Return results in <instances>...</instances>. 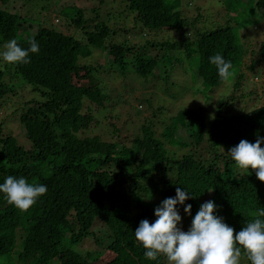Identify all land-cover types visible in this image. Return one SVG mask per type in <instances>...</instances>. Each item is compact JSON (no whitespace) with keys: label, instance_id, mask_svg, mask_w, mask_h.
Returning <instances> with one entry per match:
<instances>
[{"label":"trees","instance_id":"obj_1","mask_svg":"<svg viewBox=\"0 0 264 264\" xmlns=\"http://www.w3.org/2000/svg\"><path fill=\"white\" fill-rule=\"evenodd\" d=\"M11 1L0 0V46L15 38L28 48L35 39L40 51L28 64L0 62V107L17 89L38 92L41 100L26 101L12 113L28 146L3 134L0 119V183L9 175L25 177L48 191L27 211L0 194V264H167L163 255L146 259L134 231L141 220L156 219L154 209L177 187L195 196L187 201L192 216L181 209L183 229L209 200L237 232L264 208V182L254 171L235 178L227 156L242 139L264 137V81L259 92L247 90L253 83L247 72L264 73V43L259 58L246 64L255 49L248 51L241 32L264 21V0H211L218 7L216 21L209 8L193 20L189 11L199 7L183 0H46L60 7L61 27L69 32L42 23L32 28L26 11L6 9ZM170 31L178 40L164 38ZM214 54L232 63L226 83L209 61ZM184 64L194 96L206 99L195 109L168 113L163 98L149 94L152 118L139 123L140 110L121 114L118 102H128L121 95L110 99L108 80L134 83L135 74L144 90L168 95L167 85H174V73ZM231 82L228 95L209 103L212 93ZM246 99L255 101L237 110ZM104 112L110 140L84 137L92 128L85 119L100 123L95 114ZM158 119L163 126L157 133ZM91 239L113 257L100 263L103 250L82 247ZM241 264H249L243 254Z\"/></svg>","mask_w":264,"mask_h":264},{"label":"clouds","instance_id":"obj_2","mask_svg":"<svg viewBox=\"0 0 264 264\" xmlns=\"http://www.w3.org/2000/svg\"><path fill=\"white\" fill-rule=\"evenodd\" d=\"M29 47H21L15 38L0 46V62L23 65L31 62V54H38L39 43L29 40ZM216 67L221 83L231 76L232 63L220 54L209 58ZM264 137L255 142L242 139L227 151L234 164V176L239 179L252 171L264 182ZM224 150V149H223ZM47 185L28 182L25 177L7 176L0 183V194L8 204L27 211L47 193ZM211 192V191H209ZM195 196L185 187H177L174 197L165 198L155 209L153 222L144 219L134 231L135 240L144 249V257L157 261L163 255L168 264H241L242 254L249 264H264V208L255 217L246 220L240 231L217 215L218 206L213 200L202 203L192 217L190 227H182L183 213L192 216L188 200Z\"/></svg>","mask_w":264,"mask_h":264},{"label":"rangeland","instance_id":"obj_3","mask_svg":"<svg viewBox=\"0 0 264 264\" xmlns=\"http://www.w3.org/2000/svg\"><path fill=\"white\" fill-rule=\"evenodd\" d=\"M188 1L194 2V4L199 7L196 10L193 9L189 11L190 12L189 16L190 17L192 16L193 20L196 18L197 14L202 15L205 12V10L209 8L211 12H213L212 20L216 21V17L218 15L216 12H217L218 7L215 5V2L211 0H183L185 5H187ZM19 2H21L20 5H19ZM190 4L191 3L189 2L188 3L189 7H190ZM1 7L2 5L0 3V8ZM6 9H8L9 11H11L10 9H12V11L14 10V12L16 13H20L21 11H26L29 14V18L31 19L32 28H34L35 25L42 23L46 25L47 27L55 29L57 31H61V30L65 32L68 31L66 27L65 28L61 27L63 25V20L61 19V15L59 11L60 7L56 6L55 2H48L46 0H34L30 4L29 2H26L24 0H12L6 6ZM220 12L222 15V10ZM219 18L221 17L219 16ZM241 32L242 34L245 33L247 36L246 39H243V43L248 48V51L255 49L253 53H248L244 60L246 64H249V62L252 59L256 60L259 58L260 44L262 42L264 43V21L259 26L253 25L249 27L248 30H242ZM185 35L188 38L191 37L188 32ZM167 37L178 40L176 32H171V31L166 32L164 35V38H167ZM179 48L181 49V51L184 50L183 45H181ZM97 58H95L94 61ZM262 64L264 65V62ZM185 66L186 65L184 64L182 67L179 68V71L174 73V76L172 78L173 80H171V82H173L174 85L171 87L170 84H168L167 85L168 90H165L168 95L163 94L162 90L156 91L157 93L152 88L149 90H144V87H147L146 84L143 83V86H142L141 85L142 82L139 80L140 77L136 76L135 74L133 76L134 81H135L134 83H131L129 80H123V79L108 80V83H110L109 84L110 87H112L111 88L112 93H111L110 99H113V101H116L119 98L118 95H121L123 97V100L128 102V103L122 102L123 105L121 104V102H118L117 111H119L121 114L130 112V114L132 115V112H137L138 110H140V115L136 116V118H138L137 120L139 123L144 122L146 118L147 119L152 118L151 110H148L146 108L147 98H148L147 96L149 94L158 95L159 97L163 98L162 99L163 105L165 107V110H169L168 113L178 111V110H185L188 108L195 109L196 105L200 106L202 102L206 99L201 93H198L197 96H194V93L197 91V89L193 86L194 83H190V80H189L190 77L184 75L185 74L184 72L187 71L184 69ZM178 72H180L181 74H178ZM190 72L188 73L190 76H192L193 73L190 74ZM80 73L84 75L85 71L80 70L79 74ZM95 76L98 77L97 75ZM247 78L253 81L252 84L251 83L249 84V89L247 90L252 89L253 91L259 92L262 87L260 83L264 81V73H261L260 76L254 77L247 72ZM80 82L83 83L85 81L81 80ZM151 85L153 86V82H151ZM14 86L17 87L18 85L15 84ZM231 86H232V82L230 84L225 85L221 89H218L215 93H212L213 96L211 97V100L209 101V103L211 102L214 103L217 101L218 98L228 95V92L231 90ZM148 91H151V92L153 91V92L147 93ZM9 96L11 99L10 100L6 99V101H4L2 106L0 107V119L4 121L3 122V134L6 135L10 133L12 135H15L18 138L20 144L28 146L29 144H27L26 141H24V139L22 138L21 128L18 122L16 121V118L12 116V113L17 110L19 111L26 101L41 100V97L38 92L28 91L26 89H17L15 94H12ZM252 97H254V95ZM152 101H153L152 107H154L156 105V100H152ZM254 101L250 99H246L244 103L242 102L237 103L235 108L236 109L238 108L237 110H240L243 107L250 108L253 105ZM108 105L113 106V103H109ZM256 106H259V104L254 105V107ZM105 114L106 112H104V114H95L97 117L96 120L97 121L99 120L98 122H100L97 124L94 121L92 122V120L85 119L84 125L87 127L90 124L89 128L91 127L92 128L84 131V137L85 136L92 137V136H96L95 134H97V136L99 137L102 136L103 140H110V139H107L110 137H109V134L106 133L108 132L105 126L106 120L103 117ZM128 117L132 121H134L132 117L130 116ZM166 118H168V116H166ZM131 125H134V122H132ZM162 126H163L162 121L158 119L156 127H155L156 128L155 130L157 131V133L160 131ZM104 133L105 135H103ZM188 228L189 227H186L184 230L186 231ZM82 247L90 248L91 250H95V249L103 250V255L99 259L100 263L107 262L113 257V254L110 251L106 250L104 246L99 247L98 245L94 243L92 239L89 241H84L82 243Z\"/></svg>","mask_w":264,"mask_h":264}]
</instances>
